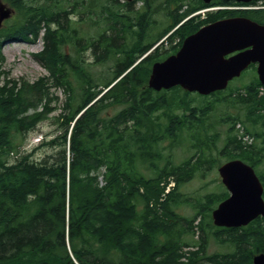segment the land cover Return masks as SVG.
I'll list each match as a JSON object with an SVG mask.
<instances>
[{
    "label": "trees",
    "instance_id": "16d2710c",
    "mask_svg": "<svg viewBox=\"0 0 264 264\" xmlns=\"http://www.w3.org/2000/svg\"><path fill=\"white\" fill-rule=\"evenodd\" d=\"M3 1L13 15L0 28V47L7 41L34 42L42 32V50L33 57L47 76L33 85L9 86L6 81L0 86V264H251L256 253L264 252V218L240 228L210 225L209 234L199 222L201 245L181 261L180 249L189 244L182 242L187 231L178 225L183 218L172 208L179 201L178 188L195 172L191 158L215 161L207 120L217 105L223 108L218 119L226 118L227 124L219 157L243 160L264 187V93L259 94L256 77L244 90L216 92L212 100L192 97L178 87L169 96L146 87L151 64L174 53L202 24L229 16L264 24V0L249 3L257 9L208 14L202 23H195L197 17L189 19L165 39L168 48L161 43L138 63L173 27L207 5L202 0ZM137 1L142 3L138 10ZM227 4L233 3L209 6ZM158 15L165 25L153 36ZM86 50L92 62L82 58ZM45 81L64 92L61 117L66 129L44 143H55L56 153L38 162L22 147L42 114L25 111L32 101L29 94L50 101ZM195 98L199 101L190 108ZM43 110L48 111L47 104ZM237 122L255 139L244 149L235 137ZM185 142L195 152L172 164L164 151L170 154ZM153 160V175L147 179L139 167ZM170 175L175 178L173 197L162 206H150L162 191L159 182ZM225 196H210L208 208ZM194 220L188 228L193 229ZM208 239L229 251L200 260Z\"/></svg>",
    "mask_w": 264,
    "mask_h": 264
},
{
    "label": "rangeland",
    "instance_id": "374dc122",
    "mask_svg": "<svg viewBox=\"0 0 264 264\" xmlns=\"http://www.w3.org/2000/svg\"><path fill=\"white\" fill-rule=\"evenodd\" d=\"M119 2L121 1L119 0ZM141 6V2L136 3L135 9L141 8ZM218 9L220 8L214 6L200 11L195 23L204 22L207 19L208 14H220L221 11ZM154 18L155 21L153 26L155 29L154 34H156L158 31L162 30L163 26L165 25V19L162 15H158ZM42 46L43 42L41 36L39 40H36L33 43L7 42L2 44L0 47V86L6 81L9 82V86H13L14 84L17 86L21 84L33 85V83H35L39 78L47 76L46 69H44L33 57V54L39 52L42 49ZM168 47L169 46L164 42L163 48ZM81 56L87 62L93 61L91 52H88L87 50L84 53H81ZM97 69H102V67L99 66ZM250 71L253 70H249V72ZM239 85H241V83H238L236 86ZM43 88L48 90V99H50V101H47L46 98H44L42 101H38L33 94H29L32 101L28 103L25 114L32 115L34 113H39L42 114V116L41 119L37 121L39 122L36 125L37 127L35 126L33 130L27 133L24 146L22 147V151L25 153H31V158L33 160H38V162H40L43 158L52 156L56 153V150L59 148L56 144L46 145L44 143L47 140L51 141L66 129V124L64 126L65 120L63 117H61L65 98L63 90L51 86L50 82L46 81L43 84ZM167 95H170L169 91L167 92ZM208 100H212V98ZM197 101L199 100H192L190 103V108L195 107V102ZM45 104H47V112L43 110V106ZM185 106L186 105L182 107ZM222 109L223 108L217 107L215 111L209 115L207 120V133L208 138L210 139L208 143L215 161L211 160V163H205V159L203 157H200L198 160L191 158L193 166H195V172L193 176L189 180L183 182L177 190L180 191L178 198L180 200L178 205L180 206L178 207L177 211L181 214V216L184 217V221H178V225L184 226L187 231V233L183 236L184 239L182 242L189 243L187 245H182L180 249V252L184 254L181 258V261L184 262L188 260L189 252L197 250L199 245H201L200 236L202 235L204 237V234L199 227V222L201 227H204L206 229V233L208 234L210 233V225H213L208 216L211 214V209L208 208L207 199L210 196L220 193V191L223 189L217 174V164L221 160L218 152H220L223 147V142L224 139H226L227 131V124L224 123L226 118L223 119L224 122L218 119L222 114ZM69 127H71V125ZM239 128L241 130V127ZM239 128L236 125L235 130L237 135L239 134ZM161 145L167 146V142H164ZM188 146L189 143L185 142L174 150H169L170 154L167 153V150L164 151V154H166L169 160H172V164H178L183 162V160L195 152L194 148L190 149ZM153 164H155L154 160L152 163H148L145 166L139 167V171L143 173L147 179L149 176L153 175V173L150 172L153 169ZM102 172L103 169L100 168L97 174L99 184H102L103 181L101 176ZM159 187L162 188V191L160 192L158 200L151 198L149 203L150 206H153L154 203H157L156 205L160 204V206H162L164 203L168 202L171 197H173L169 196L171 192H168L172 188H175L174 176L170 175L167 178H163L159 182ZM139 192L143 193L144 188L140 187ZM169 203H171V201H169ZM190 220H194L193 229L190 226L189 228L191 229L188 228V221ZM180 226L177 227L179 228ZM208 238L211 237L209 236ZM226 251H229V248L221 247L216 244L215 240L208 239L207 248H204L199 254L200 260L202 259L205 261V258L210 256L212 253H222Z\"/></svg>",
    "mask_w": 264,
    "mask_h": 264
},
{
    "label": "water",
    "instance_id": "95a60500",
    "mask_svg": "<svg viewBox=\"0 0 264 264\" xmlns=\"http://www.w3.org/2000/svg\"><path fill=\"white\" fill-rule=\"evenodd\" d=\"M9 16L10 10L0 2V25ZM233 52L238 53L225 58ZM250 63L258 64V78L264 86V25L244 17L228 18L202 27L185 38L176 54L154 63L148 86L160 90L180 85L205 95L223 89ZM218 173L230 195L212 212L215 226L240 227L264 216L262 186L249 166L233 160L220 166ZM252 264H264V253L255 255Z\"/></svg>",
    "mask_w": 264,
    "mask_h": 264
},
{
    "label": "bare ground",
    "instance_id": "6f19581e",
    "mask_svg": "<svg viewBox=\"0 0 264 264\" xmlns=\"http://www.w3.org/2000/svg\"><path fill=\"white\" fill-rule=\"evenodd\" d=\"M149 77H150V75H149ZM148 82H149V78H148L147 84H148ZM52 108H53V107H52ZM62 109H63V108H62ZM250 114H251V113H250ZM124 122H125V121H124ZM72 126H73V125H72ZM36 127H37V126H36ZM68 128H69V129H68V132H69L70 129H71L72 127H69V126H68ZM70 135H71V134H70ZM70 135H69V136H70ZM58 136H59V135H58ZM88 136H89V135H88ZM56 138H57V137H56ZM64 138H65V137H64ZM54 139H55V138H54ZM51 141H52V140H51ZM43 142H44V141H43ZM46 142H48V140H47ZM46 142H45V143H46ZM54 144H55V143H54ZM60 146H61V145H60ZM65 148H66V146H65ZM91 149H92V148H91ZM93 151H94V150H93ZM68 155H69V153H68ZM43 159H44V158H43ZM43 159H42V160H43ZM96 160H97V159H96ZM100 160H101V159H100ZM65 161H66V163H65V164H66V169H68L69 162H70V157L67 158ZM84 164H85V163H84ZM99 164H100V163H99ZM86 165H87V164H86ZM99 181H100V180H99ZM58 183H59V182H58ZM159 202H160V201H159ZM158 206H159V205H158ZM63 219H64V218H63ZM212 223H213V221H212ZM213 225H214V223H213ZM49 242H50V241H49ZM51 245H52V244H51ZM67 249L69 250V247H68V246H67ZM67 249H66V250H67ZM257 254H258V253H256L255 255H257ZM255 255H254V256H255ZM254 256H253V257H254ZM253 257H252V260H253ZM11 258H12V257H11ZM13 258H14V257H13ZM9 261H10V260H9ZM11 262H12V261H11ZM251 264H252V262H251Z\"/></svg>",
    "mask_w": 264,
    "mask_h": 264
}]
</instances>
